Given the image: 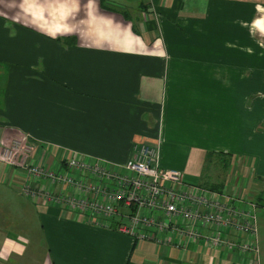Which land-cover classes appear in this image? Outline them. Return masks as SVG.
I'll list each match as a JSON object with an SVG mask.
<instances>
[{
	"label": "crops",
	"instance_id": "0c3cea01",
	"mask_svg": "<svg viewBox=\"0 0 264 264\" xmlns=\"http://www.w3.org/2000/svg\"><path fill=\"white\" fill-rule=\"evenodd\" d=\"M263 20L264 0H0V147L24 137L56 168L121 164L144 141L264 215ZM22 174L0 161V264H264L258 241L251 256L99 227L21 194Z\"/></svg>",
	"mask_w": 264,
	"mask_h": 264
},
{
	"label": "built area",
	"instance_id": "2783aa9c",
	"mask_svg": "<svg viewBox=\"0 0 264 264\" xmlns=\"http://www.w3.org/2000/svg\"><path fill=\"white\" fill-rule=\"evenodd\" d=\"M32 148L24 137L0 147V161L23 172L21 194H39L48 205L84 214L90 223L134 240L165 245L176 234L202 238L210 248L257 254L255 203L183 182L180 171L158 165L144 141L133 144L121 164L77 154L50 168L28 158ZM229 230L239 242L225 236Z\"/></svg>",
	"mask_w": 264,
	"mask_h": 264
},
{
	"label": "rangeland",
	"instance_id": "374dc122",
	"mask_svg": "<svg viewBox=\"0 0 264 264\" xmlns=\"http://www.w3.org/2000/svg\"><path fill=\"white\" fill-rule=\"evenodd\" d=\"M264 21V20H263ZM263 34V35H262ZM259 38L261 43L264 45V33H260L259 34ZM264 199V197H263ZM261 203V202H260ZM259 208V207H258ZM258 212V211H256ZM255 214V223H256V233H257V241H258V248L261 252V254H264V215H262L263 213H259V217H258V213ZM257 218V219H256Z\"/></svg>",
	"mask_w": 264,
	"mask_h": 264
}]
</instances>
